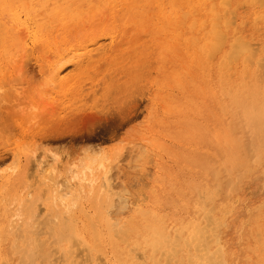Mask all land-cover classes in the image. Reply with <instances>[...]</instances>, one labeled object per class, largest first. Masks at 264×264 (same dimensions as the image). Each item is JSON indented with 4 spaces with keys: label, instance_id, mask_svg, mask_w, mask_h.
I'll return each instance as SVG.
<instances>
[{
    "label": "rangeland",
    "instance_id": "rangeland-1",
    "mask_svg": "<svg viewBox=\"0 0 264 264\" xmlns=\"http://www.w3.org/2000/svg\"><path fill=\"white\" fill-rule=\"evenodd\" d=\"M40 1L38 0V3ZM138 1L142 4L138 3ZM213 1L218 2V0ZM149 3H152V0H119L115 11H111L109 6L105 4L103 15L100 13L96 17H89L93 22L85 24V28L81 26H79L80 28H75L74 26V30L68 33L66 44H75L90 37H102L110 31H116L118 34L114 45H110L108 40H104L106 53L85 65L84 69L81 68L82 71L77 70V72L75 70L70 73L68 84H71V93L73 95L75 93V95L73 97L70 93L69 99H71L68 104L62 105L61 103L59 105L62 100L60 96H57L58 94L60 95L58 92L57 94L53 92L56 96L47 95L48 91L44 94L45 90L48 89L44 82L48 78L46 76L45 78L47 79L45 80L44 75L46 74L42 73L44 67H42L43 70L40 68L43 64L41 56L44 49L39 46H37L39 51L33 50L32 53H26L21 70L14 76L12 85L16 90L9 86L3 90L4 94L0 96L4 97L0 98V168L5 169L7 165V167L14 166L15 162L11 157V153L12 150H18L21 156V166L25 168V172L23 176L21 174L19 176L17 175L18 173L16 175L13 174L11 169L8 170L14 176L12 177L11 175L7 182L0 185V230L4 233L0 234V264H24V262L27 264H53L54 262V264H65L64 255L67 249H73L72 251L78 256V262H83V264H90L92 259L94 260L95 258V261L97 260V263L99 262L100 264L104 260L105 264H119L112 250L111 243H116L121 249L124 248L128 251L131 248L133 249V246L131 247L128 240L123 241L120 237L116 238L113 232L110 235L106 227L101 224L102 222L100 223V220H98L99 215L104 211L106 213L110 208L108 200L116 204L119 202V197H122L120 199H122L121 203H124L122 207H125V210L123 209L124 211L122 210L121 213L118 210L116 212L117 214L119 213L118 215L114 214L115 211L108 214V217L112 218L110 221L114 222V218H117L116 221L119 226L127 227L131 224V221L139 222L135 211L136 203H139L142 210H148L152 213L156 212L158 215H163V217L168 219L166 231L173 237L170 238L171 241L173 239V243H177L169 245L167 250H170L171 247H174L173 251L179 250L176 252L178 257L175 255L176 253L172 254L175 259L178 258L179 260H175L173 256H167L168 252L162 249L156 256L160 257L161 251H165V255L161 256L162 258L157 257V262H152L154 259L146 257L150 264L166 263L167 257H169V260L172 258L169 264H179V261L180 264L199 262L197 257H195L196 259L193 258L201 253L200 251H193L195 250L193 246L195 244H191V248L188 250L190 246L186 243L182 246L177 241L179 237H175L177 232L173 231L174 219L194 222L198 221L197 219H201L202 213L197 209V199L206 206V209H211V215L217 218L216 222L222 224L217 232L220 233V239L222 237L221 242L225 249V255L227 254L225 257L227 264H236V261L237 264H264V159H261L264 157V133L260 129L255 130L257 133L259 132L257 135L255 134L256 132L254 133L253 127L249 125V122L246 121V118L243 117L244 115L232 100V95L235 92L240 94L249 87L259 93V98H264V76L261 77L264 71L260 68L255 69L256 65L249 60H245L244 57H226L231 49L230 45L234 32H236V37L241 36L242 40L255 44L254 47L257 46L261 57H264V0H229L227 5L221 8L220 12L227 16L226 13L231 7L232 11H230L229 16L234 17L236 23L230 26L231 33L228 32L223 47L216 49L215 52L213 51L214 48L210 49L211 53L213 51L210 55V51L204 54L201 52V54L198 47L203 44V36L209 30L208 24L211 15L200 10L195 11L194 15L187 19V24L182 30L184 32L183 37H193L199 41L196 46L192 45L189 50L190 54L194 52L193 49L195 47L199 50V57L196 53L195 55L193 54L192 59L188 57L189 54L185 55L182 53H185L183 44L178 47L181 49H179V52L173 51L169 53L166 51V41L169 40V36L166 37L165 31H158V28L163 22H166L163 16H167L172 12V8L168 7L169 2L165 1V7L167 8L164 9L163 13L158 7L153 4L149 5ZM74 4L79 5V2L76 1ZM100 4H103V2L100 1ZM86 6L84 5L83 7L85 8ZM39 8V12H42V15L51 14L52 6L50 4ZM88 10L85 9V12ZM182 11H187V9L184 8ZM127 12L130 13L127 14ZM143 13L150 16V24H144V27H147L146 32L141 22H139ZM261 17L263 18L262 20ZM0 19V24L9 22V16L0 17ZM193 20L198 22L205 21L204 25L206 27L202 29L195 26L196 28L191 30L189 25ZM153 23H156V25ZM35 49L37 48L35 47ZM166 52L169 53V56L168 53L166 55ZM173 53L174 56H172ZM208 56H211V58ZM184 57L186 61H184ZM197 58L201 65L196 60ZM201 59L204 61H201ZM110 61H113L112 64L114 65ZM180 62L181 64H179ZM251 63L252 65L250 66ZM181 65H184V68ZM196 65L198 67L201 66V70ZM230 66L231 68H229ZM189 68L190 70H188ZM207 70H209V73ZM188 71H190L191 75L188 74ZM246 72L249 73L246 74ZM256 73L259 74L257 77ZM230 80L236 83H230ZM247 81H249L248 85ZM88 82L89 84H86ZM250 83H252V86ZM245 84L247 88L244 89ZM77 85L84 86L82 88L84 89L83 94H79ZM91 85L95 86L89 89ZM223 87L225 88L223 89ZM98 88L99 92L96 91ZM229 88V93L233 91L230 97L228 94ZM224 90H226V93H224ZM246 91L249 92V90ZM220 94L225 95L222 97ZM90 96L91 98L88 101L87 98ZM49 97H53V99H48ZM54 100L55 104L52 103ZM57 103L60 107L56 106ZM168 107L170 109H167ZM60 108L61 111L59 113ZM33 110H36L35 116L38 114L39 117L38 120L35 118L38 121L34 122L36 123L35 125L30 121L34 125L30 126L29 122L27 123V117L34 114ZM226 115H228L227 118ZM236 116L238 119H236ZM31 118L29 120L35 121L34 117ZM230 126L232 129H227ZM27 128H29V132L26 131ZM232 137L236 138L231 140L230 138ZM24 139L25 141H23ZM235 140L236 142H234ZM239 141H241V144ZM253 144L256 145L253 147ZM227 145L235 148L238 146L239 149L243 146L245 149L242 147L236 152V149H233V147L229 148ZM24 154L25 156H23ZM92 157H96V161L97 158L99 161L104 160L103 165L106 170L104 168L102 171L99 169L98 171H96L97 169L95 170L94 173L99 177L98 182L94 187H86L78 192L73 208L72 206L67 208V205L71 204L70 200L61 202L46 187L39 185L37 166H43L44 163L53 161L57 165L59 178L61 180L64 178L69 179L71 176L70 170H75V165L81 164V162ZM232 158L234 160L233 163ZM229 159L231 162H228L230 161ZM241 160H243V164ZM96 161L93 164V168H96V163H99V161ZM234 163L238 164L239 167ZM226 167L229 168L230 172ZM107 170L109 171L107 173V182L110 183V187H107L106 180L103 178V172H107ZM231 172L233 175L230 174ZM238 173L241 174L240 177ZM190 191L193 195L190 194ZM214 201L216 202L214 203ZM29 204L34 209H37L40 214L35 218L36 221H34L35 219L32 216L23 215L22 222H27V220L30 222H27L28 226L24 231L15 232L14 234L7 221L17 209H23V206ZM125 204L126 206H124ZM95 205L99 206V208ZM101 206L104 207L101 208ZM108 206L109 208L106 209ZM98 209L101 210L98 211ZM197 214L198 217L196 216ZM95 217L97 218L95 219ZM42 219L43 221L46 219V222L50 224H42ZM37 220H41L39 224L42 227L38 226ZM65 220L70 222L77 232L79 231L77 233L78 236L75 235L76 239L74 236L73 240L69 242H59L52 229ZM205 223H207L206 219H203L202 224ZM90 224L94 226V229L90 227ZM209 227L211 228L212 225ZM30 230L32 233H30ZM92 231H95L94 233L97 234L98 239L94 240ZM210 233L212 234L213 232L211 231ZM108 234L109 236H107ZM51 235L56 239H52ZM99 236H101L100 239ZM258 236L260 241L257 239ZM23 242L27 243L26 246L29 244L30 249H33L32 253L34 251L33 247H36L37 243L42 242L44 245L41 251H43L40 252V249L36 247L37 250L39 249L37 255L34 254L36 258L32 256L33 258L29 257V259L32 258L31 261L28 258L24 261L23 257L28 255V253L24 254L23 251L24 255L22 257V252L17 251L18 254L15 253L16 251L14 252L15 246L18 247L20 245L19 248H22L23 245L25 246ZM96 243L100 245L95 249L99 248L100 252H95L91 248ZM214 246L210 243L211 250H214ZM196 249H200V247ZM26 250L28 251V247ZM61 250L63 251L61 252ZM19 251H22V249ZM133 251L132 254L139 259V262H142L144 260L140 257L142 249L136 250L134 248ZM170 252L172 251L170 250ZM44 253L50 254L48 260L47 258L44 260L43 256H41ZM110 254L113 255L110 256ZM87 257L90 258L89 261ZM187 257H192L189 262Z\"/></svg>",
    "mask_w": 264,
    "mask_h": 264
},
{
    "label": "bare ground",
    "instance_id": "bare-ground-1",
    "mask_svg": "<svg viewBox=\"0 0 264 264\" xmlns=\"http://www.w3.org/2000/svg\"><path fill=\"white\" fill-rule=\"evenodd\" d=\"M78 1L79 5H75L74 3ZM100 1L103 2V4H100ZM135 1V0H134ZM165 1L166 0H152V3H149V5H155L156 7H158L160 9V11L163 13L164 9H166L167 7H165ZM169 2V6L170 8H172V12L170 14H168L167 16H163L164 19L166 20V22H163V24L158 28V31H165V35L166 37L169 36V40L166 41L167 47H166V51H168L169 53L171 52H176V51H180L181 49L178 48L180 47L181 44H183V48L185 50V53L182 52L183 54H189L188 57L194 56L196 53L198 54L199 50L200 53L202 52L203 54L206 53L207 51H210V49H213V51L215 52L216 49H221L223 47V43L226 41L225 38L227 37L228 32L231 33L230 31V26H232L235 22L234 17L229 16L230 11H232L231 7L229 8V10L227 11V16L223 15L220 10L223 6L227 5V3L229 2V0H218V2H214L213 0H167ZM250 1V0H249ZM118 2L119 0H41L38 3V0H0V17H5V16H9V22H3V24H0V32H1V36H0V96L4 94V89L6 87H11L13 88L14 86L13 81H14V76L21 70L22 67V62L23 59L25 58L26 53H32L33 50H37L39 51L38 47L43 48L44 50L42 51V56H41V60L44 64H42V66H40V68L42 69V67H44V71H42L44 75V78L47 76V78H45V82L46 85L48 86V89L45 90L46 92L44 94L47 93V91L49 92L47 95H55L53 92H55L57 94L60 93V95L58 94L57 96L61 97L62 102L60 101L59 105H66L68 104V102L70 101L69 96L71 93V84H68V77L70 75V73H72L73 71H82L81 68H83L85 65H87L88 63L94 61V59L96 57L101 56L103 53H106V44L105 41L108 40L110 45H114L115 41L117 40L118 34L116 33V31H110L106 34H104V36L102 37H90L88 39H86L85 41H80L77 43H73V44H66V37L68 35V33H71L73 29V27L75 26V28H80L79 26H81L82 28H85V24H90V22H93L89 19V17H96L98 14H104V5L107 4L109 6V9L112 10H117L118 7ZM140 1H138L139 3ZM151 2V1H150ZM246 2V1H245ZM243 3V2H242ZM51 5V14L49 15H42V12H39V7H43L46 5ZM140 4H142L140 2ZM230 4V3H229ZM256 4V3H255ZM84 5H87L85 8L83 7ZM135 5V4H134ZM242 5V4H241ZM253 5V4H252ZM264 5V4H263ZM136 6V5H135ZM50 7V6H49ZM241 7V6H240ZM256 7V6H255ZM264 7V6H263ZM186 8L187 11H182V9ZM85 9H89L87 12H85ZM226 9V8H225ZM236 9V8H235ZM149 10V9H148ZM203 11L206 14H210L211 18L209 19V24H208V28L209 30L206 32V34L203 36V44L200 45L198 48L199 50L195 47L194 52L193 53H189V50L191 48V46H196L198 44V39L193 38V37H183L184 32L182 31L183 28L185 27V25L187 24V19H190L195 11ZM255 10V9H254ZM239 11V10H238ZM130 13V12H129ZM127 12V14H129ZM254 13V12H253ZM252 13V14H253ZM247 14V13H246ZM135 15V13H134ZM251 15V14H250ZM158 17V16H157ZM238 17V16H237ZM258 17V16H257ZM132 19V18H131ZM263 18L261 17V20ZM1 20V19H0ZM153 20V19H152ZM160 20V19H159ZM117 21V20H116ZM1 22V21H0ZM141 25H143L142 27L144 28V31H147V27H144V24H150V16L146 13L141 14L140 16V21ZM156 22V21H155ZM160 22V21H159ZM248 22V21H247ZM105 23V21H104ZM254 23V22H253ZM154 24V23H153ZM167 24V25H166ZM205 21L202 22H198L197 20H193L190 25L189 28L192 30L193 28H196L195 26H198L202 29H204L206 26L204 25ZM207 24V23H206ZM252 24V23H251ZM156 25V23L154 24ZM118 26V25H117ZM152 27V26H151ZM260 27V26H259ZM263 28V27H262ZM115 29V28H114ZM112 30V29H111ZM256 30V28H255ZM186 32V31H185ZM78 33V32H77ZM151 33V32H150ZM197 33V32H196ZM194 34V33H193ZM236 32H234L232 34V42H231V49L228 53L227 56H233V57H244L245 60H249L251 61L253 64H255V69L260 68L261 70L264 71V57L262 58L257 46H255V44H251L248 43L245 40H242L241 36H235ZM240 34V33H239ZM242 35V34H241ZM60 37V38H59ZM80 37V36H79ZM59 38V39H58ZM164 38V37H163ZM165 39V38H164ZM84 40V38H83ZM105 40V41H104ZM165 41V40H164ZM202 41V40H201ZM152 43V42H151ZM150 43V44H151ZM148 46V45H147ZM35 47L37 49H35ZM124 48V47H123ZM182 48V47H181ZM140 49V48H139ZM180 49V50H179ZM154 50V49H153ZM41 51V50H40ZM212 51V53H213ZM45 52V53H44ZM109 52V51H108ZM130 52V51H129ZM166 52V55L167 53ZM192 52V51H191ZM168 53V56H169ZM201 53V54H202ZM211 51L209 52L210 55ZM211 53V54H212ZM219 53V52H218ZM41 54V53H40ZM39 54V55H40ZM108 54V53H107ZM182 54V55H183ZM194 54V55H193ZM217 54V53H215ZM29 55V54H28ZM27 55V56H28ZM31 55V54H30ZM128 55V54H127ZM131 55V54H130ZM151 55V54H150ZM177 55V54H176ZM175 55V56H176ZM181 55V56H182ZM174 56V53L173 55ZM202 56V55H201ZM216 56V55H215ZM218 56V55H217ZM125 57V56H124ZM187 57V56H186ZM199 57V54H198ZM211 58V56H208ZM207 57V58H208ZM120 58V57H119ZM123 58V57H122ZM176 58V57H175ZM182 58V57H181ZM180 58V59H181ZM201 58V57H200ZM203 58V57H202ZM215 58V57H213ZM212 58V59H213ZM219 58V57H218ZM222 58V57H220ZM39 59V57H38ZM103 59V58H102ZM129 59V57H128ZM170 59H171V55H170ZM184 61H186L185 57L183 58ZM189 59V58H188ZM189 59V60H191ZM224 59V58H223ZM222 59V60H223ZM229 59V58H228ZM232 59V58H231ZM101 60V59H100ZM115 60V59H114ZM172 60V59H171ZM177 60H178V56H177ZM197 61L199 60L198 58L196 59ZM210 60V59H209ZM208 60V62H209ZM218 60V59H217ZM221 60V61H222ZM227 60V59H226ZM244 60V59H243ZM38 61V60H37ZM99 61V60H98ZM109 61V60H108ZM129 61V60H128ZM127 61V62H128ZM167 61V59H166ZM182 61V60H180ZM183 61V62H184ZM194 61V60H193ZM201 61H204L201 59ZM215 61V60H214ZM235 61V60H234ZM41 62V61H40ZM104 62V61H103ZM111 62V61H110ZM113 62V61H112ZM111 62V64H112ZM178 62V61H177ZM191 62V61H190ZM199 64L201 65V62L198 61ZM207 62V61H206ZM207 62V64H208ZM225 62V61H224ZM231 62V60H230ZM233 62V61H232ZM108 63V62H107ZM195 63V62H194ZM216 63V62H215ZM226 63V62H225ZM252 63L250 64V66L252 65ZM100 64V63H98ZM181 64V62L179 63ZM187 64V62H186ZM193 64V63H192ZM206 64V63H205ZM227 64V63H226ZM231 64V63H229ZM236 64V63H235ZM39 65V64H38ZM93 65V64H92ZM114 65V64H112ZM111 65V66H112ZM190 65V64H188ZM194 65V64H193ZM213 65V64H212ZM239 65V64H238ZM101 66V65H100ZM99 66V67H100ZM124 66V65H123ZM165 66V64H164ZM184 68V65H181ZM209 66V65H208ZM228 66V65H227ZM242 66H244L242 64ZM114 67V66H113ZM175 67V66H174ZM178 67V66H177ZM194 67V66H193ZM197 68H200L196 65ZM195 67V69H197ZM222 67V66H221ZM234 67V66H233ZM246 67V65H245ZM244 67V68H245ZM88 68V66H87ZM179 68V67H178ZM203 68V67H202ZM226 68V67H225ZM231 68V66L229 67ZM247 68V67H246ZM42 69V70H43ZM84 69V68H83ZM93 69V68H92ZM209 69V68H208ZM211 69V68H210ZM233 69V68H232ZM190 70V68L188 69ZM201 70V68H200ZM223 70V69H221ZM236 70V68H235ZM154 71V70H152ZM177 71V70H175ZM181 71V69H180ZM186 71V69H185ZM205 71V70H204ZM209 70H207L208 72ZM220 71V70H219ZM226 71V70H224ZM230 71V70H227ZM232 71V70H231ZM241 71V70H239ZM243 71V70H242ZM261 71V72H263ZM78 72V71H77ZM76 72V74H77ZM159 72V71H158ZM183 72V71H181ZM192 72V71H191ZM197 72V71H195ZM244 72V71H243ZM254 72V71H253ZM84 73V72H83ZM91 73V72H90ZM93 73V72H92ZM152 73V72H151ZM163 73V71H162ZM176 73V72H175ZM193 73V72H192ZM200 73V72H199ZM209 73V72H208ZM227 73V72H226ZM235 73V72H234ZM240 73V72H239ZM249 72H246V74H248ZM251 73V72H250ZM264 73V72H263ZM79 74V73H78ZM81 74V72H80ZM113 74V73H111ZM180 74V73H179ZM178 74V76H179ZM188 74H190V71H188ZM194 74V73H193ZM232 74V73H231ZM253 74V73H252ZM255 74V73H254ZM260 74V71H259ZM256 73V77L257 75H259ZM74 75V74H73ZM90 75V74H89ZM148 75V74H147ZM185 75V74H184ZM196 75V74H195ZM194 75V76H195ZM204 75V74H203ZM229 75V74H228ZM261 75V74H260ZM79 76V75H78ZM111 76V75H110ZM217 76V75H216ZM264 74L261 76L263 77ZM42 77V76H41ZM116 77V76H115ZM182 77V76H181ZM222 77V76H221ZM220 77V79H222ZM236 77V76H235ZM251 77V75H250ZM255 77V76H254ZM186 78V77H185ZM196 78V77H195ZM216 78V77H215ZM228 78V77H227ZM230 78V77H229ZM245 78V77H244ZM85 79V78H84ZM207 79V78H206ZM218 79V78H217ZM224 79V78H223ZM232 79V78H230ZM74 80V79H73ZM81 80V78H80ZM78 80V81H80ZM195 80V79H194ZM202 80V79H201ZM204 80V77H203ZM209 80V78H208ZM240 81H242L241 79H239ZM238 80V81H239ZM246 80V79H245ZM77 81V82H78ZM183 81V80H182ZM200 81V80H199ZM214 81V80H213ZM237 81V82H238ZM252 81V80H251ZM259 81V80H258ZM76 82V81H75ZM169 82V81H168ZM206 82V81H204ZM235 82V81H233ZM230 80V83H233ZM243 82V81H242ZM247 81V85H248ZM255 82V81H254ZM150 83V82H148ZM147 83V84H148ZM213 83V82H212ZM211 83V84H212ZM236 83V82H235ZM244 83H246L244 81ZM243 83V84H244ZM253 83V82H252ZM252 83H250V85L252 86ZM77 84V83H76ZM81 84V83H80ZM86 84H89L86 83ZM183 84V83H182ZM200 84V83H199ZM206 84V83H205ZM210 84V85H211ZM221 84L223 85L224 83L221 81ZM229 84V83H228ZM227 84V85H228ZM258 84V82H257ZM184 85V84H183ZM188 85V83H187ZM201 85V84H200ZM207 85V84H206ZM226 85V86H227ZM249 85V86H250ZM261 85V84H260ZM78 86V85H77ZM93 86L95 85H91L89 87V89L93 88ZM149 86V85H148ZM224 86V85H223ZM232 86V85H231ZM242 86V85H241ZM246 86V84H245ZM244 89L247 88V86ZM248 86V87H249ZM259 86V85H258ZM264 86V85H263ZM84 86H78L77 91L80 93H82L84 91V89H82ZM120 87V86H119ZM233 87V86H232ZM231 87V88H232ZM47 88V87H46ZM76 88V87H75ZM160 88V87H159ZM166 88V87H165ZM175 88V87H174ZM187 88V87H186ZM225 87H223L224 89ZM227 88V87H226ZM254 88V87H253ZM264 88V87H263ZM14 90H16V88H13ZM86 89V88H85ZM88 89V90H89ZM162 89V87H161ZM171 89L173 90L172 86ZM170 89V90H171ZM234 89V87H233ZM232 89V90H233ZM75 90V89H74ZM116 90V89H115ZM119 90V89H118ZM152 90V89H151ZM175 90V89H174ZM192 90V88H191ZM217 90V89H216ZM246 90H249L246 91ZM264 90V89H263ZM87 91V90H86ZM97 92H99V88L96 90ZM149 91V90H148ZM189 91V90H188ZM215 91V90H214ZM226 90H224V93ZM238 91V90H237ZM240 91V90H239ZM258 91H260V89H258ZM44 92V91H43ZM74 92V91H73ZM96 92V93H97ZM114 92V91H113ZM175 92V91H174ZM230 92V88L228 91L229 97L231 94H233L232 92ZM235 92V91H234ZM241 92V91H240ZM84 93V92H83ZM82 93V94H83ZM150 93V91H149ZM168 93V92H167ZM191 93V92H190ZM214 93V92H213ZM217 93V92H216ZM221 93V92H219ZM72 94V93H71ZM98 94V93H97ZM166 94V93H165ZM181 94V93H180ZM258 92L257 91H253V89L247 88L244 90V92L242 93H238L235 92L232 95V100L233 102H235L234 104H236V106L240 109V111L242 112V114L244 115L243 117L246 118V121L249 122V125L253 127L254 129V133L260 129V131H262V133H264V98L262 97L259 98L260 96H258ZM73 95V94H72ZM75 95V93H74ZM73 95V97H74ZM120 95V94H119ZM186 95V94H184ZM190 95V94H189ZM192 95V94H191ZM208 95V93H207ZM215 95V93H214ZM218 95V94H217ZM216 95V96H217ZM225 95V94H220ZM56 96V95H55ZM77 96V95H76ZM113 96V95H112ZM219 96V95H218ZM227 96V95H226ZM258 96V97H257ZM54 97V96H53ZM53 97H49L48 99H53ZM119 97V96H118ZM151 97V96H150ZM149 97V98H150ZM175 97V96H174ZM214 97V96H213ZM221 97V96H219ZM0 98H4L3 96ZM88 97V101L90 100ZM124 98V97H123ZM148 98V97H147ZM180 98V97H179ZM193 98V97H192ZM47 99V100H48ZM74 99V98H73ZM84 99V97H83ZM194 99V98H193ZM215 99V98H214ZM230 99V98H229ZM46 100V101H47ZM50 101V100H49ZM52 101V100H51ZM96 101V100H95ZM151 101V100H150ZM155 101V100H154ZM223 101V100H222ZM231 101V100H230ZM153 102V101H152ZM176 102V101H175ZM174 102V103H175ZM53 104H55V100L52 102ZM51 103V105H52ZM77 103V102H76ZM158 103V102H157ZM171 103V102H170ZM188 103V101H187ZM221 103V102H220ZM224 103V102H223ZM228 103V102H227ZM70 104V103H69ZM97 104V103H96ZM154 104V103H153ZM152 104V105H153ZM172 104V103H171ZM229 104V103H228ZM233 104V105H234ZM170 105V104H169ZM31 106V105H30ZM35 106V105H34ZM55 106V105H54ZM56 106H58V103L56 104ZM96 106V105H95ZM158 106V105H157ZM162 106V104H161ZM164 106V105H163ZM221 106V104H220ZM229 106V105H227ZM60 107V106H58ZM57 107V108H58ZM69 107V106H68ZM35 108V107H34ZM55 108V107H54ZM183 108V107H182ZM223 108V107H222ZM237 108V109H238ZM70 109V108H69ZM153 109V108H152ZM165 109V108H164ZM167 109H170L169 107ZM238 109V110H239ZM67 110V109H66ZM34 114L27 117L28 121L27 123L30 124V126L33 125L34 122H38L36 121V119L38 120V114L35 116L36 114V110H33ZM61 111V108L59 109V113ZM64 111V110H63ZM173 111V109H172ZM224 111V110H222ZM232 111V110H231ZM225 112V111H224ZM223 112V113H224ZM229 112V111H228ZM176 114V113H174ZM225 114V113H224ZM228 115H226L227 118ZM231 116V115H229ZM31 117H34V120H29L32 119ZM242 118V117H241ZM230 119H232V117H230ZM230 119H229V123H230ZM236 119L237 116H236ZM243 119V118H242ZM160 120V119H159ZM33 122L31 124V122ZM244 121V119H243ZM238 122V121H237ZM36 123H34L35 125ZM237 124V123H236ZM239 124V122H238ZM33 125V126H34ZM230 125V124H229ZM228 125V126H229ZM28 126V127H30ZM242 126V125H241ZM235 127V126H234ZM237 127V126H236ZM245 127V126H244ZM230 129V127H227V129ZM29 128L26 129L27 132H29L28 130ZM232 129V128H231ZM244 129V128H243ZM240 130V129H238ZM251 130V128H250ZM256 130V131H255ZM230 131V130H229ZM244 131V130H243ZM25 132V131H24ZM233 132V130H232ZM234 133V132H233ZM252 133V132H251ZM259 133V132H258ZM257 132L255 133L256 135L258 134ZM23 134V133H22ZM21 134V136H22ZM253 134V135H255ZM25 135V133H24ZM246 135V134H245ZM234 136V135H233ZM241 136V135H240ZM262 136V134H261ZM246 138V136H244ZM28 138V137H27ZM30 138V137H29ZM145 138V137H143ZM236 138V137H234ZM234 138H230L231 140ZM238 138V136H237ZM243 139V138H242ZM254 139V138H253ZM260 139V138H258ZM240 140V139H239ZM20 141V140H19ZM25 141V139L23 140ZM27 141V139H26ZM157 143V141H155ZM236 142V140L234 141ZM238 142V141H237ZM21 143V142H20ZM25 143V142H24ZM23 143V144H24ZM239 143L241 144V141H239ZM254 143V142H253ZM260 143V141H259ZM18 144V143H16ZM22 144V143H21ZM229 145H231L230 143H228ZM239 144V145H240ZM243 144V143H242ZM160 145V144H159ZM235 145V144H234ZM253 144L252 146L254 147ZM19 146V145H17ZM161 146V145H160ZM228 146V145H227ZM261 146V145H260ZM229 147V146H228ZM227 147V148H228ZM233 147V146H231ZM229 147V148H231ZM243 147V146H242ZM241 147V148H242ZM264 147V145H263ZM240 148V149H241ZM244 148V147H243ZM257 148V147H255ZM233 149L240 150L237 146V148L233 147ZM245 149V148H244ZM232 150V149H231ZM255 150V149H254ZM7 151V150H6ZM223 151V150H222ZM233 153V152H232ZM239 153V152H238ZM237 153V154H238ZM246 153V152H245ZM221 154V152H220ZM230 154V153H229ZM235 154V152H234ZM236 154V155H237ZM261 154V153H260ZM222 155V154H221ZM231 155V154H230ZM240 155V154H239ZM242 155V154H241ZM25 156V154L23 155ZM232 156V155H231ZM244 156V155H243ZM11 157L14 160V166H9L4 169L0 170V185L7 182L8 179L10 178V176L12 175V177L14 176L13 174L16 175V173H18L17 175L20 176V174L23 176L24 172H25V168H23V166H21V156L18 152V150L14 151L12 150L11 153ZM237 157V156H236ZM257 157V156H256ZM259 157V156H258ZM24 158V157H23ZM220 158V157H219ZM6 159V158H5ZM9 159V158H8ZM86 159V158H85ZM102 159V158H101ZM235 159V158H234ZM259 160V158H257ZM261 159H264L261 158ZM103 160V159H102ZM226 160V158H225ZM230 160V159H229ZM233 160V158H232ZM239 160V159H238ZM9 161V160H8ZM56 161V160H54ZM96 161V157L95 158H89L84 162H81V164L75 165L74 169L75 170H70L71 172V176L68 178H64V179H60L59 178V174H58V168L55 162H46L44 163L43 166H37L38 169V174H37V180L39 182V185H42L44 187L47 188L48 191H50L55 198H58L61 202H67L70 200L71 204L67 205V208H69V206H73L76 203V198L78 197V192L87 188H92L95 186V184L98 182L99 177L97 174H95V170L98 171L101 170L105 167L103 165V161H99L97 158V161H99V163L95 165L96 168H93V164H95L94 162ZM96 161V162H97ZM221 161V160H220ZM224 161V160H223ZM228 161V160H227ZM243 160H241L242 162ZM247 161V160H246ZM245 161V163H246ZM250 161V160H249ZM228 162H231L228 161ZM227 162V164H228ZM234 162V160L232 161V163ZM256 162V161H255ZM221 163V162H220ZM231 163V164H232ZM237 163V162H236ZM234 163L235 165L238 166V164ZM244 162H242L243 164ZM2 164V163H1ZM6 164V163H5ZM211 164V163H210ZM226 164V162H225ZM224 164V166H226ZM213 165H215L213 163ZM234 165V166H235ZM241 165V164H239ZM212 166V165H211ZM216 166V165H215ZM233 166V164H232ZM213 167V166H212ZM220 167V166H219ZM243 167V166H242ZM215 168V167H214ZM227 168V167H226ZM245 168V167H244ZM12 170L13 174L9 173L8 170ZM105 169V168H104ZM106 170V169H105ZM110 170V169H109ZM216 170V168H215ZM227 170H229V168H227ZM246 170V169H245ZM244 170V171H245ZM208 171V170H207ZM206 171V172H207ZM219 171V170H218ZM253 171V170H252ZM11 172V171H10ZM230 172V170H229ZM239 172V171H238ZM107 173H109V171L107 170V172H103V178L106 180L107 183V187H110V183H108L107 181ZM99 174V173H98ZM231 175L232 172L230 173ZM229 174V175H230ZM239 174V173H238ZM236 174V175H238ZM246 174V172H245ZM214 175V174H212ZM230 175V176H231ZM244 175V174H243ZM241 176V174H239V177ZM205 177V176H204ZM218 177V176H217ZM209 178V177H208ZM238 178V177H237ZM246 178V177H245ZM207 179V178H206ZM218 179V178H217ZM233 179V178H231ZM237 180V179H236ZM240 180V178H239ZM208 181V180H207ZM219 181V180H218ZM239 182V181H238ZM211 183V182H210ZM206 184V183H205ZM219 184V182H218ZM220 185V184H219ZM234 186V185H233ZM238 186V185H237ZM208 187V185H207ZM223 188V187H222ZM233 188V187H232ZM5 189V188H4ZM214 189V188H213ZM220 189V188H219ZM224 189V188H223ZM235 189V188H234ZM237 189V188H236ZM206 190V189H205ZM219 191V190H217ZM221 191V190H220ZM219 191V192H220ZM207 192V191H206ZM217 193V192H216ZM228 193V192H227ZM190 194L191 191H190ZM209 194V193H208ZM218 194V193H217ZM193 195V194H192ZM213 195V194H212ZM190 196V195H189ZM210 196V195H209ZM224 196V195H223ZM12 197V196H11ZM220 197V195H219ZM122 197H119V202L115 204V202H112L111 200H108V204L110 206L106 207L109 208L106 213L105 211L102 212V214H98V220H100V223L102 225H104L106 227V229L108 230L107 232L112 235V232L114 234V236L120 237V239L122 238L123 241L128 240L131 247L133 246V249L131 248L130 251L125 250L124 248H120L116 243H111L112 245V250L115 254V256L117 257V261H119V264H150L148 263L146 257H149L151 259H154L152 262H155L157 257L156 255H158L157 253L164 249L166 250L167 256H173V253L175 254L176 252H178L179 250L173 251L174 247H171V251L167 248L169 247V245L177 243L174 242L173 243V239L171 241L170 238H173L172 236H170V233L168 231H166L167 225V218L163 217V215H158L156 212L152 213L148 210H142L141 206L139 205V203L135 204V211L137 212L138 218H139V222L136 221H131V224H129L127 227H123L122 225H118V222L116 221L117 218H114L115 221H110V219L108 217V214L111 212L115 215H118L119 213L122 212V210H125V207H122L121 200L120 199ZM210 198V197H209ZM212 198V197H211ZM197 199V198H196ZM106 200V199H105ZM209 200V199H208ZM213 200V198H212ZM215 200V198H214ZM234 200V199H232ZM7 202V201H6ZM29 202V201H28ZM105 202V201H104ZM210 202V201H209ZM216 201H214L215 203ZM230 202V201H229ZM232 202V201H231ZM100 203V202H99ZM121 203V204H119ZM107 204V205H108ZM10 205V204H9ZM30 205V204H29ZM26 205L23 206V209H17L16 212H14L11 216L10 219L7 221L8 226L10 227V229L14 232H22L25 230V228L28 226L27 222H30L27 220V222H22V217L23 215H28V216H32L35 218H37L40 214V212L37 209H34L32 205ZM99 205V204H98ZM101 205V204H100ZM118 205V207L120 206V208L116 207ZM196 205H197V209L200 213H202L201 219H197L198 221H184L182 219H174V223L175 225L173 226V231H176L177 233L175 234V237H179L177 241H179L181 243V245L183 246L184 243L188 244L189 246L191 244H195L193 245L195 250V252H201L199 253L197 256H194L193 258L196 259L195 257H197L199 259V262L196 263L194 262V264H227V259L225 258V249L224 246L221 242L220 239V233L217 232L218 228L222 226V224L220 222H216V219L214 216L211 215V209L208 210L206 209V206H204L203 204H201L199 202V200L197 199L196 201ZM18 206V205H17ZM21 206V205H20ZM97 206V205H95ZM94 206V207H95ZM105 206V204H104ZM103 206V207H104ZM126 206V204L124 205ZM101 206V208H103ZM190 207V206H188ZM187 207V208H188ZM233 207V205H232ZM71 208V207H70ZM97 208H99V206H97ZM96 209V208H95ZM114 209V210H113ZM233 209V208H232ZM231 209V210H232ZM247 209V208H246ZM68 210V209H67ZM70 210V209H69ZM101 210V209H100ZM98 209V211H100ZM120 210V211H118ZM123 210V211H124ZM215 210V209H214ZM119 212L118 214L116 212ZM221 211V210H220ZM58 212V211H57ZM229 212V211H228ZM227 212V213H228ZM68 213V212H67ZM101 213V212H100ZM230 213V212H229ZM69 214V213H68ZM96 215V214H95ZM136 215V216H137ZM45 216V215H43ZM86 216V215H85ZM110 216V215H109ZM198 217V214L196 215ZM56 217V214H55ZM59 218V217H58ZM63 218V217H62ZM89 218V217H88ZM97 217H95L96 219ZM70 219V218H69ZM206 219L205 224H202V220ZM48 220V219H47ZM62 220V219H61ZM60 220V222H61ZM222 220V219H221ZM36 221V219L34 220ZM41 220H37L38 224L40 223ZM49 221V220H48ZM63 221V220H62ZM141 221V222H140ZM35 222V223H37ZM42 224L46 225L48 222L43 221L42 219ZM23 223V224H22ZM32 223V222H31ZM123 223V222H122ZM173 223V224H174ZM223 223V222H222ZM225 223V222H224ZM37 224V225H38ZM41 224V225H42ZM50 224V223H48ZM47 224V225H48ZM60 225L57 226L56 228L52 229L54 231V234L56 235L57 239L60 241H65V242H69L72 241L74 236L77 235L78 236V232L75 230V228L72 226V224L70 222H66V220L62 223H59ZM43 225V226H44ZM212 225V227L210 228L209 226ZM221 225V226H220ZM32 226V225H31ZM29 226V227H31ZM40 226V224L38 225ZM37 226V227H38ZM90 224V227L94 229V226ZM122 226V227H121ZM42 227V226H40ZM52 227V226H51ZM104 227V228H105ZM248 227V226H247ZM50 231L51 229L49 227H47ZM242 228V227H241ZM29 230V229H27ZM170 230V229H169ZM213 232L212 234L210 232ZM9 232V231H7ZM28 232V231H27ZM52 232V231H51ZM50 232V233H51ZM95 232V231H94ZM92 231V237L94 238V240L98 239V236L96 233H94ZM30 233H32V231L30 230ZM0 234H4L2 230H0ZM26 234V232H25ZM39 234V233H38ZM109 234L107 236H109ZM173 234V233H172ZM10 235V234H9ZM17 235V234H16ZM19 235V234H18ZM21 235V234H20ZM91 235V233H90ZM100 235V234H99ZM260 235V234H259ZM52 236V235H51ZM81 236V235H80ZM106 236V235H105ZM106 236V237H107ZM241 236V235H240ZM53 237V236H52ZM101 236H99L100 239ZM19 238V237H18ZM23 238V237H22ZM33 238V237H32ZM105 238V237H104ZM108 238V237H107ZM110 238H112L110 236ZM115 238V239H116ZM211 238V239H210ZM27 239V238H26ZM30 239V237H29ZM52 239H56V238H52ZM51 239V240H52ZM76 239V236H75ZM125 239V240H124ZM176 239V238H174ZM242 239V238H241ZM259 239V236L258 238ZM34 240V239H33ZM105 240V239H104ZM88 241V240H87ZM99 241V240H98ZM108 241V240H106ZM175 241V240H174ZM223 241V240H222ZM255 241V240H254ZM260 241V239L258 240ZM17 242V241H16ZM22 242V241H21ZM27 242V241H26ZM35 242V241H34ZM38 242V241H37ZM58 242V241H57ZM94 242V241H93ZM105 242V241H104ZM178 242V244H179ZM24 243V242H23ZM28 243V242H27ZM27 243H24L25 246L23 245L22 248H19V246H15L14 244V252L16 254L17 251L18 252H22L21 255L23 257L24 254L28 255H24L23 260L26 261L27 258L29 259V257L35 256L37 255V251L40 252L44 243H37V245H35L36 247H38L39 249L37 250L36 247L34 248V251L32 253V250L30 249L31 247H29V244L26 246ZM31 243V242H30ZM98 243V242H97ZM94 244L93 246H91L92 250H94L95 252H100V249H95L98 245ZM106 243V242H105ZM210 243L214 246V250H211L210 248ZM264 243V242H263ZM22 244V243H21ZM58 244V243H57ZM85 244V243H84ZM104 244V243H103ZM108 244V243H107ZM128 244V243H126ZM175 244V245H178ZM185 244V246H186ZM262 244V243H261ZM12 245V244H11ZM34 245V244H33ZM32 245V246H33ZM60 245V244H59ZM69 245V244H68ZM109 245V244H108ZM187 245V246H188ZM225 245V244H224ZM257 245V244H256ZM89 246V245H88ZM110 246V245H109ZM121 246V245H120ZM126 246V245H125ZM173 246V245H172ZM264 246V244H263ZM12 247V246H11ZM24 247H28V251L24 250ZM71 247V246H70ZM202 249H196V248ZM13 248V247H12ZM72 248V247H71ZM94 248V249H93ZM134 248L137 249H142V252L140 254V257H142V259H144L142 262H139V259L136 258L135 255L132 254V252H134ZM176 248V247H175ZM180 248V247H179ZM177 248V249H179ZM191 248L188 247V250ZM262 248V247H261ZM22 249V251L19 250ZM85 249V248H84ZM83 249V250H84ZM130 249V248H129ZM182 249V248H181ZM186 249V248H185ZM240 249V248H239ZM31 250V251H29ZM53 250V249H52ZM73 250V249H72ZM71 249H67L65 251V264H83V262H78L77 260V254H75L74 251H72ZM91 250V249H90ZM89 250V251H90ZM91 250V252H92ZM24 251V254H23ZM26 251V252H25ZM63 250H61L62 252ZM87 252V250H85ZM30 252V253H29ZM48 252V251H47ZM54 252V251H52ZM77 252V251H76ZM165 252V251H164ZM161 251L160 253V257L165 255V253ZM185 252V251H184ZM33 255H32V254ZM50 253V252H48ZM79 253V252H78ZM183 253V252H181ZM190 253V252H188ZM35 254V255H34ZM88 254V253H87ZM99 254V253H98ZM169 254V255H168ZM41 255V254H39ZM113 254H110V256H112ZM177 256V253L175 254ZM196 255V253H195ZM26 256V257H25ZM44 260L50 257V254L44 253L43 255ZM86 256V255H84ZM21 257V256H20ZM21 257V260H22ZM62 257V256H61ZM96 257V256H95ZM158 257V258H160ZM178 257V256H177ZM176 257V258H177ZM26 258V259H25ZM33 258V257H32ZM29 259L30 261L32 260ZM36 258V256H35ZM88 261H89V257ZM162 258V257H161ZM169 257L166 258L165 262L163 264H169V262L172 260V258H170L171 260L168 259ZM192 257H187V261L189 262L191 260ZM42 259V258H41ZM85 259V258H84ZM96 259V258H95ZM95 259H92V262L90 264H100L99 262L97 263V260L95 261ZM111 259V258H110ZM165 259V258H164ZM163 259V260H164ZM175 259V258H174ZM178 259V258H177ZM175 259V260H177ZM182 259V258H181ZM251 259V258H250ZM28 260V261H29ZM63 260V259H62ZM61 260V261H62ZM115 261V259H113ZM160 260V259H159ZM158 260V262H159ZM174 260V261H175ZM179 260V259H178ZM29 261V262H30ZM42 261V260H41ZM51 261V259H50ZM84 261V260H83ZM87 261V260H86ZM85 261V262H86ZM100 261V259H99ZM20 263H22V261L19 260ZM28 262V263H29ZM53 262V261H52ZM84 262V263H85ZM96 262V263H95ZM102 262V261H101ZM157 262V261H156ZM164 262V261H163ZM176 262V261H175ZM50 263V262H49ZM55 263V262H54ZM53 263V264H54ZM105 264V260L103 262ZM101 263V264H103ZM185 263V262H183ZM191 263V262H190ZM24 264H27L26 262H24ZM30 264V263H29ZM89 264V263H88ZM115 264V263H114ZM157 264V263H156ZM160 264V263H159ZM171 264V263H170ZM178 264V263H177ZM180 264V261H179ZM232 264V263H231ZM237 264V261H236Z\"/></svg>",
    "mask_w": 264,
    "mask_h": 264
}]
</instances>
